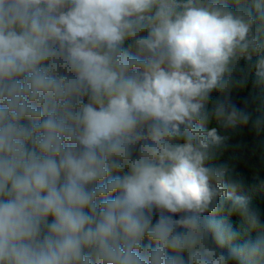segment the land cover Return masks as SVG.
<instances>
[{"label": "clouds", "instance_id": "obj_1", "mask_svg": "<svg viewBox=\"0 0 264 264\" xmlns=\"http://www.w3.org/2000/svg\"><path fill=\"white\" fill-rule=\"evenodd\" d=\"M247 156L264 0H0V264H264Z\"/></svg>", "mask_w": 264, "mask_h": 264}, {"label": "trees", "instance_id": "obj_2", "mask_svg": "<svg viewBox=\"0 0 264 264\" xmlns=\"http://www.w3.org/2000/svg\"><path fill=\"white\" fill-rule=\"evenodd\" d=\"M255 90L257 93L260 92V88L257 87L253 83H249L248 90ZM244 98V93H240L239 95H234V99L236 103L242 104ZM257 115H259L257 113ZM251 137V139L249 138ZM256 134L251 131L250 128H245L243 131L239 132L233 142V149L234 153L237 156H243L248 149L252 146L253 143L256 142ZM244 171L245 176L248 178V180L251 182V175L249 174V170H252V172L259 171L261 172L262 178H264V169L261 168V164L259 160L254 159L251 156H247L244 160ZM249 193L255 197L256 200L264 202V189H260L258 185H255L253 182V186L248 189ZM264 211V209H262Z\"/></svg>", "mask_w": 264, "mask_h": 264}]
</instances>
